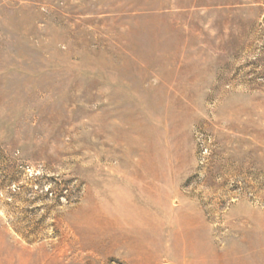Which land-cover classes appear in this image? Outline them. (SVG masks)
Returning a JSON list of instances; mask_svg holds the SVG:
<instances>
[{
  "label": "rangeland",
  "instance_id": "obj_1",
  "mask_svg": "<svg viewBox=\"0 0 264 264\" xmlns=\"http://www.w3.org/2000/svg\"><path fill=\"white\" fill-rule=\"evenodd\" d=\"M0 264H264V0H0Z\"/></svg>",
  "mask_w": 264,
  "mask_h": 264
},
{
  "label": "bare ground",
  "instance_id": "obj_2",
  "mask_svg": "<svg viewBox=\"0 0 264 264\" xmlns=\"http://www.w3.org/2000/svg\"><path fill=\"white\" fill-rule=\"evenodd\" d=\"M103 244H104V243H103ZM80 248H81V247H80ZM100 251H101V250H100ZM105 251H106V250H105ZM81 252H82V251H81ZM94 252H95V251H94ZM77 253H80V252L77 251ZM75 254H76V253H75ZM83 254H84V253H83ZM85 254H86V252H85ZM85 254H84V255H85ZM87 254H88V253H87ZM90 254H91V253H90ZM95 255H96V254H95ZM95 255H93V256H94V257L98 256V255H96V256H95ZM74 256H75V255H74ZM86 256H88V255H86ZM93 256H92V257H93ZM74 258H75V257H74ZM76 258H77V257H76ZM85 258H86V257H85ZM85 258H84V260H85ZM88 258H89V257H88ZM88 258H86V259L88 260ZM90 258H91V257H90ZM90 258H89V259H90ZM64 259H65V258H64ZM64 259H63V260H64ZM94 259H96V258H94ZM65 260H66V259H65ZM76 260H77V259H76ZM97 260H98V259H97ZM67 261H68V259H67ZM79 261L81 262V260H79ZM85 261H86V260H85ZM90 261H92V259H91ZM94 262H98V261H94ZM85 263H86V262H85ZM99 263H100V261H99Z\"/></svg>",
  "mask_w": 264,
  "mask_h": 264
}]
</instances>
